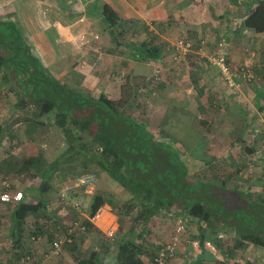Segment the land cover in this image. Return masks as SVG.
Wrapping results in <instances>:
<instances>
[{"label": "trees", "instance_id": "16d2710c", "mask_svg": "<svg viewBox=\"0 0 264 264\" xmlns=\"http://www.w3.org/2000/svg\"><path fill=\"white\" fill-rule=\"evenodd\" d=\"M231 1V7L238 9L242 18V30L264 32V0ZM104 17L109 23L110 35L119 41L125 35V24H117V17L109 6H105ZM131 34L134 36L135 31ZM183 36L192 40L190 36ZM220 41L226 43L218 40L214 48ZM193 42L196 43L195 49L182 61H186L189 69V83L202 96L208 86L201 79L207 73L205 63L210 62L201 56L203 47L199 46L200 41ZM165 43L169 42H161L156 35H150L135 53L142 60L158 62L163 61L168 47L173 58L175 46H166ZM173 61L178 63L174 58ZM241 66L250 69L254 78L244 79L238 72L236 77L250 85L257 86L259 80V84H262L253 68L248 65L236 67ZM162 79L163 75L161 79L152 76L149 81L126 77L117 96L98 94L81 85L72 86L60 81L43 65L15 23L0 21V86L10 87L16 97L15 110L33 109L24 121L27 122L25 134L29 140L36 139L40 126L47 130L57 127L61 131L60 134L53 133L61 147L59 156L52 164L41 152L35 155L14 154L11 148L7 149L6 156L0 161L2 180L11 181L10 177L27 173L33 179H38L32 192L29 188L24 189L22 201L6 204L10 205L7 232L8 249L12 252L10 264H19L21 256L32 254L30 248H34L38 242L32 237L37 240L42 238L49 244L64 235V248L74 249L78 247L76 235L80 232L90 234L93 230L104 237L101 240L102 252L93 251L89 258L78 259L79 264H94L97 256L107 254L110 248L119 264H143L147 258L154 259L177 235L182 237L178 254L186 245L185 239L193 227L196 232L190 239L193 245L191 250L196 252L197 257L192 264H240L238 256L242 258V252L251 245L264 250V192L230 186L220 173L221 168L213 175L206 170V166H216L220 160L229 166L226 170L239 169L235 167L238 160L225 154L208 155V159L204 160L209 139L195 129L200 124L202 130L205 127L209 130L204 126L207 122L200 119L197 112H187L185 106H180L175 113L169 111L162 120L163 128L152 129L148 121L135 117L134 113L147 105L146 98L155 100L156 91L150 85L161 83ZM211 104L214 105V102ZM199 105L202 107V103ZM189 114L193 120L192 124L187 125L184 118ZM168 121L173 129H167ZM4 126L5 123H1V137L5 134ZM174 126H181L178 128L180 131L192 129L197 137L194 143L199 147L197 151V147L193 150L196 155L191 150L186 152L187 156L183 155L180 146L184 145L185 140L174 134ZM40 161L45 162V168L51 164L54 173L62 168V162H66L63 166L67 165L70 173L80 168L72 181L89 175L92 166H96L100 170L99 176L105 173L124 192L120 197L110 191L94 190L93 194H88L83 186H78L64 194L53 187L56 174L45 178L49 172L37 169ZM199 161L201 163L198 164ZM193 167L202 169V174L194 176ZM235 173H230L228 179L234 178ZM13 188L15 185H12ZM78 191L90 198V202L75 201L79 198ZM55 193L57 196H53ZM105 205L111 207L119 224L114 238L110 240L90 221ZM64 207L72 211L73 221L61 226ZM172 207L177 208L174 219L179 218L178 224H175L169 237L162 239L164 237L154 233L150 223L168 215ZM84 212L88 214L87 218ZM83 217L85 220H82ZM98 219L99 222L103 221L102 216ZM77 222L85 227L84 231L76 225ZM180 224L185 226V230L177 231Z\"/></svg>", "mask_w": 264, "mask_h": 264}, {"label": "crops", "instance_id": "0c3cea01", "mask_svg": "<svg viewBox=\"0 0 264 264\" xmlns=\"http://www.w3.org/2000/svg\"><path fill=\"white\" fill-rule=\"evenodd\" d=\"M231 2H220V8L214 10L215 4H209L208 1L202 4L201 0H0V21L15 23L43 65L58 77V73H64L65 78L61 76L63 82L72 86L81 85L98 94L111 96L119 95L121 84L126 77L149 81L157 68L162 69L161 60L145 61L135 53L144 41H148L150 35H156L162 42L170 37V31L179 33L185 31L184 27L190 28L193 34L200 33L199 46L206 52L205 56L201 55L205 59L212 54L216 41H226L227 57L231 66L248 65L254 71L257 67L262 72L256 70L262 84L250 85L235 76V86L229 87L219 67L206 62L207 73L201 81L208 86L207 92L201 96L192 84L188 83V89L181 90L176 100H179V96H182L180 102L190 99L189 104L191 103L193 111L197 110L203 114L213 111L210 109L215 104L221 106L217 116L220 117L222 126L216 124L215 127L220 128L224 139L218 154H225L237 160L243 159L242 155L245 154L251 157L255 166L259 160L257 168L261 170V179H253L255 176L248 180L240 178L234 186L264 192V57H261L264 32L242 30V18L237 12L238 9L231 7ZM105 6L113 10L117 24H125V35L119 41H115L110 35L109 23L104 17ZM216 12L218 14L214 18ZM133 31L134 36L131 34ZM210 31L213 33L210 34ZM154 63L158 65L155 69ZM146 66L151 69L150 75L146 73ZM218 95H221L220 100H215L212 105L209 101ZM201 103L202 107L199 105ZM211 135L214 136L213 132ZM208 139L209 144L217 143L214 138ZM11 146L9 144L8 148ZM11 150L13 152L14 148ZM6 153L7 149L1 159ZM245 176L247 177V174ZM15 189L23 190L22 187L16 186ZM1 206L6 204H0V208ZM83 215L88 217L85 212ZM99 216L103 217L102 222H99ZM84 217L82 220H85ZM90 221L109 238L107 240L111 238L108 235L109 229L117 230L119 225L109 205H105ZM2 230L0 227L1 235ZM97 234L96 230L91 231L90 235L86 232L78 233V247L69 249L63 245L60 255L52 253L51 242L48 248L42 247L39 238L35 240L38 242L34 244V248H30L33 254L31 255L36 258L35 264H79L78 259H86L91 255L79 243L84 245L90 241L94 250L100 254L103 247L102 242L97 243L100 236L97 239L92 236ZM193 234L192 231L187 234L186 245L175 259L168 260L167 264L193 263V259L197 257L196 252L191 250L193 245L190 239ZM1 239L4 245L6 241ZM251 250H254L257 256L264 253L263 249L251 245L242 252V257ZM108 251L107 254L97 256L94 264H119L112 248ZM11 256L9 249L0 252V264H10ZM148 262L145 259L143 264Z\"/></svg>", "mask_w": 264, "mask_h": 264}, {"label": "rangeland", "instance_id": "374dc122", "mask_svg": "<svg viewBox=\"0 0 264 264\" xmlns=\"http://www.w3.org/2000/svg\"><path fill=\"white\" fill-rule=\"evenodd\" d=\"M200 1V0H199ZM202 4L205 1H208L209 4H215L213 8L214 10L217 9V7L220 8V2H223L224 4L227 3V1H231V0H201ZM203 6V5H202ZM225 7V6H223ZM213 10V11H214ZM218 12H216V14L214 13V18L217 17ZM208 23V22H207ZM185 31L183 32H172L170 31V37H167V39H164L163 41H168L169 43H165L166 46L168 45H173L172 43H174L176 41L177 38H179L182 35H187L192 37L193 41H201V39L199 38V34H193L192 30L189 28L184 27L183 28ZM213 31H210V34H212ZM219 33H221V31H219ZM217 37V36H216ZM170 40H169V39ZM139 41V39H138ZM195 43V42H194ZM196 44V43H195ZM168 48V47H167ZM166 48L167 53L165 54L166 59L162 61L163 66H162V71H163V79L161 83L158 84H152L150 85V88L152 90L155 89L156 94L154 99L155 100H147L146 98V104L143 108H139L135 113V117L139 118L141 121H148L149 126L152 129H157L159 127H164L161 126L162 124V120L164 119V117L168 114L169 111H171L172 113H175V111L179 110L180 106H183L182 104L185 105L186 107V111L189 113L194 114L195 112H197L198 116L200 117V119H202L203 121H206L207 123L204 124V126L209 127V130H206V127L204 130H202L199 125H196V129L195 131H201L200 134L202 136H205L207 138H214L215 142H217L216 144H209L208 149L205 150V155H204V160L208 159V155L209 156H213V155H218V153L221 152L220 148L223 145V143H221V141L224 139L223 136H221L223 133L220 130V128H216L215 125L216 124H222V122L219 121V116H217V111L220 109L221 106H218L215 104V106H213L212 109L213 111H209L208 113H199V111L192 109L191 107V103L189 104V100H181L180 102V97L179 96V100H176V97L180 94L179 92L182 90H186L188 89V83H189V79L188 76L189 75V71L187 69V64L186 61H180L178 63H175L173 61L172 55L170 51H168V49ZM263 49V48H261ZM261 57H264V49L261 52ZM154 69L158 67L157 63H154ZM264 66V65H263ZM104 67V66H103ZM147 67V66H146ZM185 68V69H184ZM104 69V68H103ZM151 70V69H150ZM148 69V67L146 68V73L148 75H150L151 71ZM256 70H258L257 67H255V72ZM261 70H258L257 72H260ZM52 72V71H51ZM53 73V72H52ZM155 73V72H153ZM262 73V72H260ZM53 75L55 77H57L60 81L61 80V76H64V73H58L59 77L56 76L54 73ZM70 78V76L68 77V79ZM142 79V78H141ZM139 79V80H141ZM75 81V80H73ZM67 82V81H66ZM77 82V81H76ZM260 80L258 81L259 84ZM68 83V82H67ZM177 87V88H176ZM8 91H10V87L7 86H0V122L1 123H5L4 126V130H5V134L1 137L0 136V159L1 157L4 155V151H6V149H8V145H12L11 148H14L13 153L18 154H24V155H29L32 153L35 155L37 153L42 154L43 156H45V159L49 162L54 163V159L57 158L60 154V147H59V142H58V138L57 136L53 135V133H59L60 134V129H58L57 127L55 128H51L48 129L50 130V132L45 129L43 126H40L39 128H37V133L36 135H38L36 137V139H28V136L25 134V129L27 127V122H24L27 115H30L31 112L33 111V109L29 108L28 110H21V109H14L13 106L15 105L16 102V97L15 95L10 91L9 94ZM213 97V96H212ZM221 95L218 96H214L213 99L211 101H209L210 103L214 102L215 100H220ZM187 99V98H186ZM143 101V99H142ZM186 101V102H185ZM202 114V117H201ZM192 120L193 117L189 114L188 116H186L184 118V123L187 125L192 124ZM196 124V123H195ZM219 126H222V125ZM174 131L176 135L181 136V138L183 140H185L183 142V140H181L184 145H181V150L184 156H187V151L191 150L193 152V155H196V153L193 151L194 149H196V151L199 149V147L197 146V144L194 143V141H196L197 137L196 135H194V132L192 131V129L189 128H185L184 131H180L178 128L181 126H174ZM166 128V127H165ZM167 129H173L171 122L168 121V127ZM39 131V132H38ZM213 132L214 136L211 135V133ZM192 134L194 136H192ZM199 134V135H200ZM191 135V136H190ZM189 136V137H188ZM187 138V139H185ZM244 149V148H243ZM244 152V151H242ZM243 159H240L237 161V163H235V167H240L238 170H232L229 168L226 170L227 167H229L227 164H225V161L220 160L218 161V164L216 166H206V170L208 169L211 172V175H213L214 173H216V170H220V173L222 175H224V177L226 178L228 184L231 186L234 184H237V181L240 178H244L245 180L251 179L249 178L250 176L253 177L255 176V178L253 179H261L262 174H261V170H258V161L256 162V166L252 169L250 166H248V163L251 164L252 163V159L250 156H247L245 154L242 155ZM247 158V159H246ZM245 159V160H244ZM190 160V159H189ZM237 160V159H236ZM64 161V159H63ZM193 161V160H192ZM66 162H62L61 166L62 168L59 169V171H57L56 173L53 172V168L51 167V164L48 166V168H45V162L43 163L42 161L39 162V164H37V169L39 168L40 171H44V173H46V171H48L49 173L45 176V178L50 177V176H55L53 182V187H56L57 189H60L61 191H63V188L66 187L67 185L73 184L75 181L73 180V177H76V173L80 171V168L77 169L75 172L70 173V170H67V165L66 167H64L63 165ZM201 163L200 161L198 162V164ZM190 164L192 166H194V164H192L191 160H190ZM262 164V163H261ZM39 165V166H38ZM248 166V168H247ZM216 167V168H215ZM224 167V168H223ZM215 168V169H213ZM36 169V170H37ZM253 170V171H252ZM90 174L95 175V192L96 191H105V192H112L115 195H117L118 197H120L124 190L121 186H119L118 184H116L114 181H112L111 179L108 178V176L105 173H101V175L99 176L98 172L100 170H98V168L96 166H92ZM202 172V169L200 170V168H194L193 167V173L194 176H198L197 174ZM232 172H236L234 175V178L232 179H228V175ZM251 172V173H250ZM100 173V172H99ZM202 174V173H200ZM247 174V177L245 176ZM259 175V176H258ZM86 176V175H84ZM245 176V177H244ZM1 177V174H0ZM82 177V176H81ZM9 179H11V182L13 185H15L17 188L22 187V189H26L29 188L32 192L33 188L36 187V183L38 182V179H33L32 177L29 176V174H25L22 176H14V177H10ZM79 179V178H78ZM10 181V180H9ZM246 185L248 183H245ZM55 188V189H56ZM14 189V188H13ZM78 196L79 198L75 201H80V202H90V198H87L81 191H78ZM57 196V194L55 193L53 196ZM53 200H56L55 198H53ZM62 209V208H61ZM9 210H10V205H6V206H1L0 208V227L1 230L3 232L2 238L6 241L3 249L7 250L9 247V239L7 236V232H8V227H9ZM64 211L65 214L63 215V223L62 225H65V223H67L68 221H71V217L73 216V213L70 209H68V207H64ZM177 208L176 207H172V209L170 210V213H168V215L164 216L163 218H156L154 220H152V222L150 223L152 230L154 231V233H158L161 236H163L164 238L169 237V235L172 233L173 227L175 226V224L177 225V221L179 220L176 219L175 221V214H176ZM193 233L196 232L195 227L192 228L191 230ZM90 235V234H89ZM156 235V234H154ZM93 237H95L96 239L99 237V241L97 243L102 242V238L104 239V237L102 235H92ZM82 237V236H81ZM111 238H114V236H111ZM110 238V239H111ZM80 241V240H79ZM81 242V241H80ZM94 242V240H93ZM40 245H42V247L44 248H48L49 244L48 242L44 241L43 239H40ZM80 246H83L86 248V250H88L89 253H92L94 250V248L91 245L90 241H87L86 243H84V245L80 244ZM3 250V251H4ZM109 253V251H108ZM245 257H242L239 259L240 256H238V260L241 262L240 264H263L264 263V253L260 254V258H258L257 254H255L254 250L249 251V253L247 255H244ZM245 260V261H244ZM149 261V258H147V262Z\"/></svg>", "mask_w": 264, "mask_h": 264}, {"label": "built area", "instance_id": "2783aa9c", "mask_svg": "<svg viewBox=\"0 0 264 264\" xmlns=\"http://www.w3.org/2000/svg\"><path fill=\"white\" fill-rule=\"evenodd\" d=\"M175 51L173 53L174 60L178 62L184 60L187 54L195 49L194 42L192 40H187L182 35L179 39H177L174 44ZM202 54L205 56L206 52L202 51ZM209 62L213 65L218 66L221 69V72L225 78V81L228 86L232 87L235 86L234 77L240 73L244 79H252L254 78V73L245 66L236 67L232 69L229 62H227L226 56V43L220 41L217 43L216 47L212 51V54L207 56ZM238 72V73H237ZM162 69L157 68L154 73L155 79L162 78ZM249 166L253 169L255 167L254 163L249 164ZM253 171V170H252ZM95 176L94 175H86L77 179L73 184L67 185L63 188V192L70 190L72 188L83 186L85 192L88 194H93L95 190ZM13 184L10 181L0 179V204H16L23 200L24 198V191L20 189H12L11 186ZM80 227L81 230H85V227L79 224H76ZM185 230V226L180 224L177 231ZM116 228L109 229L108 235L114 236L116 232ZM33 240H37L36 237H32ZM182 240V237L177 235L173 240L169 241L167 245L158 253V255L154 259H150L148 264H167L169 259H174L178 252V244L179 241ZM66 239L64 237H59L53 240L51 249L52 253L55 255H60L62 252V247ZM3 242L1 239V232H0V252L3 249ZM36 258L31 254H25L21 256L19 260V264H35Z\"/></svg>", "mask_w": 264, "mask_h": 264}]
</instances>
